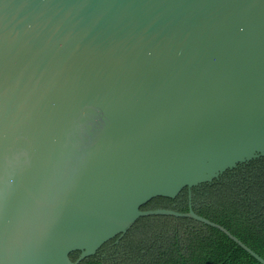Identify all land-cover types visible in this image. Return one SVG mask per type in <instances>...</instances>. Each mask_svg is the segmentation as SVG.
<instances>
[{
	"label": "water",
	"instance_id": "1",
	"mask_svg": "<svg viewBox=\"0 0 264 264\" xmlns=\"http://www.w3.org/2000/svg\"><path fill=\"white\" fill-rule=\"evenodd\" d=\"M260 157L264 0H0V264H80L152 215L264 264L192 206Z\"/></svg>",
	"mask_w": 264,
	"mask_h": 264
},
{
	"label": "trees",
	"instance_id": "2",
	"mask_svg": "<svg viewBox=\"0 0 264 264\" xmlns=\"http://www.w3.org/2000/svg\"><path fill=\"white\" fill-rule=\"evenodd\" d=\"M189 191L156 197L141 209L188 211ZM193 209L225 226L264 258V157L229 169L192 188ZM79 251L70 254L72 260ZM80 264H262L219 229L189 218L140 217L123 236Z\"/></svg>",
	"mask_w": 264,
	"mask_h": 264
},
{
	"label": "flooded vegetation",
	"instance_id": "3",
	"mask_svg": "<svg viewBox=\"0 0 264 264\" xmlns=\"http://www.w3.org/2000/svg\"><path fill=\"white\" fill-rule=\"evenodd\" d=\"M188 204H189V197H188ZM193 206V205H192ZM157 209V208H156ZM148 210H150V209H148Z\"/></svg>",
	"mask_w": 264,
	"mask_h": 264
}]
</instances>
